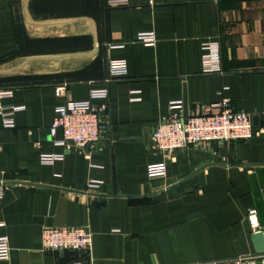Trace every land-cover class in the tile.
<instances>
[{"label":"crops","instance_id":"crops-1","mask_svg":"<svg viewBox=\"0 0 264 264\" xmlns=\"http://www.w3.org/2000/svg\"><path fill=\"white\" fill-rule=\"evenodd\" d=\"M140 31L156 43L134 41ZM206 39L218 42L221 73H202ZM110 58L126 59L128 72L107 85L100 142L87 151L54 145V107L102 86ZM224 96L251 114L250 139L167 156L151 147L170 102L212 115ZM0 102L21 106L14 127L0 118V240L10 248L0 264H73L78 253L41 250L44 227H88L90 264L259 254L246 214L256 210L264 230V0H0ZM40 153L64 156L46 164ZM162 160L166 174L149 177L146 165ZM91 179L98 184L88 187Z\"/></svg>","mask_w":264,"mask_h":264},{"label":"built area","instance_id":"built-area-1","mask_svg":"<svg viewBox=\"0 0 264 264\" xmlns=\"http://www.w3.org/2000/svg\"><path fill=\"white\" fill-rule=\"evenodd\" d=\"M153 31H140L134 41L146 46L156 43ZM200 62L202 73H221L218 42L206 39L200 44ZM127 61L124 58H110L106 62V77L103 85L91 87L88 97L82 100L64 99L54 107V117L48 127V134L54 145L64 147L66 151L93 149L101 140L106 129L102 120L108 108V83L120 80L127 75ZM64 85H57L54 94L64 95ZM100 99L96 104L93 101ZM218 111L212 115H185L182 101L169 103V112L160 116L149 135L150 145L162 155L184 149L199 142L248 140L252 137L254 127L251 114L234 108L229 97L224 96L216 104ZM21 106H8L0 102V118L3 127H14V112ZM59 131L60 138H55ZM63 153H40L41 163H52L62 159ZM149 177L166 174L165 161L146 165ZM98 180L91 179L87 186L93 187ZM6 187L0 185V201L5 195ZM256 210L247 211L250 233H263L256 216ZM41 250L44 252L71 251L79 254L73 264H90L92 260V233L88 227H44L41 230ZM10 248L5 239L0 240V260H7ZM204 264H264V252L254 255L239 256L228 260H218Z\"/></svg>","mask_w":264,"mask_h":264},{"label":"water","instance_id":"water-1","mask_svg":"<svg viewBox=\"0 0 264 264\" xmlns=\"http://www.w3.org/2000/svg\"><path fill=\"white\" fill-rule=\"evenodd\" d=\"M182 106H183V109H185V99L184 98H183ZM254 119L255 118L253 117V120ZM252 241L255 246V251L257 253H263L264 252V234L263 233L253 234ZM61 252H64V251H61Z\"/></svg>","mask_w":264,"mask_h":264}]
</instances>
